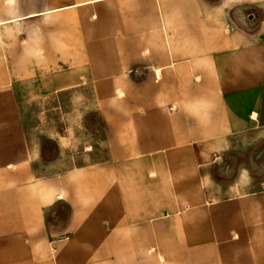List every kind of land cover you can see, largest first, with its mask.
<instances>
[{
    "label": "crops",
    "instance_id": "1",
    "mask_svg": "<svg viewBox=\"0 0 264 264\" xmlns=\"http://www.w3.org/2000/svg\"><path fill=\"white\" fill-rule=\"evenodd\" d=\"M77 87L115 102L102 157L41 177L21 104ZM259 129L264 0H0V264H264L220 157Z\"/></svg>",
    "mask_w": 264,
    "mask_h": 264
},
{
    "label": "rangeland",
    "instance_id": "2",
    "mask_svg": "<svg viewBox=\"0 0 264 264\" xmlns=\"http://www.w3.org/2000/svg\"><path fill=\"white\" fill-rule=\"evenodd\" d=\"M115 110V102L101 101L94 87H77L22 102V118L28 140L40 155L36 164L39 175L48 178L65 173L70 168L76 170L85 164H98L108 125L104 115L113 114ZM227 146L220 155L224 161L222 173L236 175L237 182L244 185L238 186L237 183L238 187L262 190L264 129L233 137ZM66 207L61 205L63 210ZM50 208H46V214ZM42 254L47 256L45 251Z\"/></svg>",
    "mask_w": 264,
    "mask_h": 264
}]
</instances>
